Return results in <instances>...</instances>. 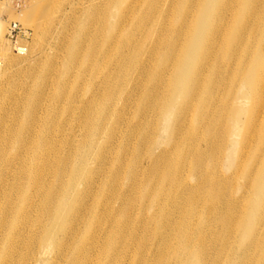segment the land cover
I'll list each match as a JSON object with an SVG mask.
<instances>
[{"label":"bare ground","instance_id":"1","mask_svg":"<svg viewBox=\"0 0 264 264\" xmlns=\"http://www.w3.org/2000/svg\"><path fill=\"white\" fill-rule=\"evenodd\" d=\"M160 2L76 1L74 97L0 70V264H264V0Z\"/></svg>","mask_w":264,"mask_h":264},{"label":"rangeland","instance_id":"2","mask_svg":"<svg viewBox=\"0 0 264 264\" xmlns=\"http://www.w3.org/2000/svg\"><path fill=\"white\" fill-rule=\"evenodd\" d=\"M77 1V0H76ZM75 2H70L66 4L67 8V18L62 20V24L58 23L60 17H58L59 12L57 9H53L51 12L53 22L52 24H44L41 29L45 30V35H43V39L41 41H37L33 37L32 29L23 24L22 19L26 16L33 13L32 4L33 0H0V34L2 33V39L0 38V57L3 58V61L0 62V70H16L15 79H16V89L15 92L22 94L23 90L26 89L29 76L33 75L35 72H42L43 70H48L49 75L53 77L55 73L57 74L60 70H62V82H65V94L68 97H74L75 92H85L88 87L89 81H79L76 78H73V74L71 75L67 72L65 68L66 63V36L70 37L74 35V29L76 20L82 23V18L80 16L79 8L75 9ZM158 4L161 3L160 0H157ZM146 10V9H145ZM143 10V12L145 11ZM15 23L20 28L24 34H20L15 36L8 35V27L10 24ZM89 29V26H88ZM81 37L78 42L80 43V48L82 53L88 48L85 43L82 45L85 38ZM82 40V43H81ZM176 44H181L183 42V38H175L174 41ZM149 39L146 42V46H149ZM20 46V47H19ZM15 48V50H14ZM12 50V51H11ZM21 50L22 53L19 54L17 51ZM11 52V53H10ZM10 55H15L16 57H20V59L29 58L27 63L19 64L18 62L9 64L7 61V57ZM37 55V56H36ZM6 57V58H5ZM5 58V60H4ZM80 60V59H78ZM97 64L102 67V64L97 60ZM90 67V65H89ZM98 67V66H97ZM34 70V71H32ZM70 70H78L77 66L72 67ZM172 70V68H169ZM147 73L143 78V82L147 81ZM164 81V82H163ZM167 77H164L162 80V85L165 87L164 83H167ZM75 83L77 84V89L74 88ZM226 91H232V86L224 87ZM1 91V86H0ZM7 91L4 93L6 98H9V94L7 95ZM52 95V90L50 92L45 91L44 98L46 102L49 101V98ZM68 99V98H67ZM65 101L62 102V106ZM65 115V114H64ZM62 115V120H63ZM243 117L238 120V124H241L243 121ZM117 121H120L119 119ZM227 122V120H226ZM113 123V122H112ZM240 126V125H239ZM163 136V135H161ZM164 138V137H163ZM64 154V153H63ZM145 153L142 152V156Z\"/></svg>","mask_w":264,"mask_h":264},{"label":"built area","instance_id":"3","mask_svg":"<svg viewBox=\"0 0 264 264\" xmlns=\"http://www.w3.org/2000/svg\"><path fill=\"white\" fill-rule=\"evenodd\" d=\"M15 35V36H18L20 34H24V32H22L20 30V28L17 26V24L15 23H12L10 24V26L8 27V35L9 36H12V35Z\"/></svg>","mask_w":264,"mask_h":264}]
</instances>
